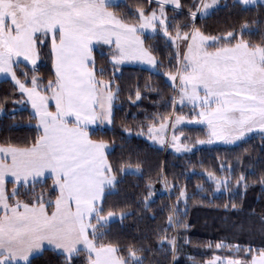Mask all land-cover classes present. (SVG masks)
I'll use <instances>...</instances> for the list:
<instances>
[{
    "label": "snow or ice",
    "instance_id": "snow-or-ice-1",
    "mask_svg": "<svg viewBox=\"0 0 264 264\" xmlns=\"http://www.w3.org/2000/svg\"><path fill=\"white\" fill-rule=\"evenodd\" d=\"M148 3L154 6H129L127 0H0V77L18 94L3 97L0 109L11 99L30 106L29 118L35 121L30 142L0 143V264H32L31 258L46 250L60 255L63 264H75L82 254L83 264H145L150 247L108 239L110 223L129 215L125 208L109 205L108 195L121 182L118 176L133 169L123 163L114 167L109 141L95 137L114 123L120 67L127 62L157 72L163 67L158 49L147 46L146 39L160 37L171 50L162 75L174 95L172 110L146 117L150 123L138 126L140 135L163 145L171 129L167 142L178 153L191 151L178 127L184 124L206 129L197 144H234L251 133L264 138V31L261 42H252L246 38L251 29L245 21L239 30L206 34L197 19L218 7V0H192L187 12L181 0ZM233 6L247 11L264 6V0H234ZM169 8L187 17V23L170 18ZM97 49L106 50L102 54L111 74L97 67ZM44 58L50 63L46 76L40 74ZM22 65L26 70L18 72ZM141 98L139 87L129 96L130 101ZM139 169L137 163L135 171ZM221 171L226 174L207 173L217 190L247 189L244 172L236 175L230 165H221ZM161 181L170 186L166 177ZM259 183L264 185V175ZM152 195L149 184L145 209ZM180 198L188 199L184 187ZM230 206L238 208L235 202ZM181 215L178 205L171 206L167 228L157 232L158 249L170 250L173 261L177 237L167 230L188 227ZM215 247L233 252L214 255L206 264H264V246Z\"/></svg>",
    "mask_w": 264,
    "mask_h": 264
},
{
    "label": "trees",
    "instance_id": "trees-1",
    "mask_svg": "<svg viewBox=\"0 0 264 264\" xmlns=\"http://www.w3.org/2000/svg\"><path fill=\"white\" fill-rule=\"evenodd\" d=\"M129 6L141 4L149 8L148 0H127ZM234 0H222L206 17L197 19V26L206 34L220 35L223 31L249 22L251 33L246 35L252 42H261L264 31V6L243 11L233 6ZM183 11L187 12L192 0H181ZM176 17L179 24L187 23V17L169 8V17ZM252 21L257 23L252 24ZM147 36V35H146ZM146 45L155 47L157 59L163 61L158 72L134 67L121 66L115 73V84L120 88L114 101V123L104 126L95 138L109 141V160L113 166L123 163L131 165L133 171L120 174V183L108 195L109 205L125 208L129 213L126 219L118 217L109 225L108 239H118L122 244L132 243L137 247H150L145 252V264H206L212 257H226L232 254L231 248L217 249V243L225 245L264 246V185L259 178L264 175V138L251 136L236 145H209L196 147L194 150L177 155L163 147L152 144L146 135L138 133V126L150 123L146 117L155 113L166 114L171 111L170 97L174 95L171 83L162 75L167 70L170 49L163 39H146ZM106 50L97 49V67H104L111 74V65L103 58ZM40 74L46 76L50 63L42 59ZM26 70L22 65L19 71ZM105 78H108L107 76ZM151 85L155 91L148 90ZM139 87L141 99L130 101ZM13 93L12 85L6 80L0 81V102ZM1 110V109H0ZM31 109L24 104H13L11 99L3 103L0 114V143L30 142L35 130L30 127L35 121L30 117ZM132 129L131 134L124 128ZM188 141L206 137L205 129L186 127ZM139 163L140 169L135 171ZM221 165H230L233 173L244 172L248 178V187L233 186L226 192H218L215 185L207 178L208 172L222 175ZM161 177L169 182L170 193H160L164 184ZM151 184L153 195L148 198L149 208H144V196ZM10 187V185H9ZM184 187L187 201L178 200L179 189ZM201 187L204 189L201 191ZM223 189V188H221ZM235 202L238 208H231ZM229 207L225 208L224 205ZM178 205L181 219L187 228H168L169 236H176L178 252L173 261L170 250L158 249L157 232L167 228L170 207ZM186 213V215H184ZM209 245H211L209 247ZM240 253V256H243ZM84 255L76 258L75 264H83ZM32 264H63V258L56 252L46 250L32 258Z\"/></svg>",
    "mask_w": 264,
    "mask_h": 264
},
{
    "label": "rangeland",
    "instance_id": "rangeland-1",
    "mask_svg": "<svg viewBox=\"0 0 264 264\" xmlns=\"http://www.w3.org/2000/svg\"><path fill=\"white\" fill-rule=\"evenodd\" d=\"M221 3H222V0H218V7L221 5ZM215 8H217V7H214L213 9H210L209 10V14H211V12L213 11V10H215ZM208 16V15H207ZM147 35V34H146ZM142 63H140V62H127V63H125L124 65H129V66H131V65H134V66H141V68L143 67L144 69H148V70H151L152 72H157L156 70H152L151 68H150V66H148V65H141ZM171 83V82H170ZM1 111H2V109L0 110V114H1ZM183 111L184 112H188L189 111V109L188 108H184L183 109ZM178 127H180V128H182V130L184 131V129L186 128V127H198V128H202V129H205L202 125H197V124H184V125H181V126H178ZM205 131H206V129H205ZM186 135V131H184V136ZM254 135H256V136H258L259 134L258 133H251V134H249L244 140H246V139H248L249 137H251V136H254ZM148 138V137H147ZM171 139V129H169V131H168V134H167V139H166V142H165V144H163V145H161L159 142H156V141H152V140H149L152 144H154V145H156V146H158V147H163V148H165V149H167V150H169V151H172V152H174L175 154H177V155H181V154H184V153H187V152H190V151H187V152H180V153H178V152H176L171 146H170V144L167 142V141H169ZM182 140L184 139L183 137L181 138ZM244 140H240V141H237L236 143H234V144H225V143H223V142H221V141H214L213 143H211V144H208V143H205V144H197V143H195V142H191V141H187L190 145H191V151L192 150H194L196 147H201V146H209V145H236V144H239L240 142H242V141H244ZM160 193H170V188L169 187H165V186H163V188L162 189H160V190H158ZM218 192H226L224 189H220V190H218Z\"/></svg>",
    "mask_w": 264,
    "mask_h": 264
},
{
    "label": "crops",
    "instance_id": "crops-1",
    "mask_svg": "<svg viewBox=\"0 0 264 264\" xmlns=\"http://www.w3.org/2000/svg\"><path fill=\"white\" fill-rule=\"evenodd\" d=\"M141 65H146V64H143V63H142ZM122 66H129V65H122ZM131 66H134V65H131ZM134 67H140V68H141V66H134ZM142 68H143V67H142ZM2 80H5V79H4L3 77H0V81H2ZM28 107L30 108V106H28ZM30 109H31V108H30ZM105 127H106V126H105ZM36 255H38V254H36ZM36 255H34V256H36ZM34 256H33V257H34ZM33 257H32V258H33ZM32 258H31V259H32Z\"/></svg>",
    "mask_w": 264,
    "mask_h": 264
}]
</instances>
